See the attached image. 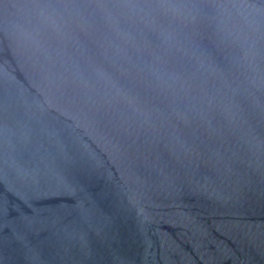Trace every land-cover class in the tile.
I'll use <instances>...</instances> for the list:
<instances>
[{
	"label": "water",
	"instance_id": "1",
	"mask_svg": "<svg viewBox=\"0 0 264 264\" xmlns=\"http://www.w3.org/2000/svg\"><path fill=\"white\" fill-rule=\"evenodd\" d=\"M0 264H264V0H0Z\"/></svg>",
	"mask_w": 264,
	"mask_h": 264
}]
</instances>
